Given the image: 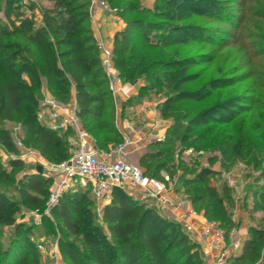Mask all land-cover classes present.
I'll return each mask as SVG.
<instances>
[{
  "label": "trees",
  "instance_id": "obj_1",
  "mask_svg": "<svg viewBox=\"0 0 264 264\" xmlns=\"http://www.w3.org/2000/svg\"><path fill=\"white\" fill-rule=\"evenodd\" d=\"M45 1L48 5L41 7V23L37 24L34 3L23 5L29 11L25 13L18 0H5L4 19L0 18V145L8 151L18 152L13 146L11 131L6 127L7 122L16 121L29 146L45 159L60 162L70 156L68 136L73 133L70 129H51L38 119L42 78L58 100H66L74 90L76 113L93 135L97 148L109 149L107 138L113 136V141L117 140L118 144L122 135L114 125L112 96L101 67V53L89 27V0ZM123 1L126 2L120 11L125 25L113 40L114 63L124 81L133 82L139 77L150 81L140 87L138 97L160 89L175 92L159 107L171 108L184 100L203 102L226 85L220 82L223 79L214 78L195 90L180 91L184 84L198 79L195 73H177L197 64L193 57L161 59L132 52L135 37L153 49H166L173 42H187L174 41V34L204 40L197 32L207 34L210 30L194 21L184 22V19L194 14L209 16L215 11L221 12L225 8L223 3L219 0H154V9H151L142 6L140 0H107L110 4ZM178 10H186L187 15ZM144 12L156 19L135 16ZM261 16L264 18V13ZM13 36L20 39L2 40ZM233 100H228V104H233ZM228 107L222 102L201 111L190 108L174 115L163 140L152 142L140 158V166L146 168L145 174L152 170L153 176L176 158L177 168L182 171L180 183L186 188L194 209L208 220L215 219V224L226 232L235 226L232 190L225 185L217 188L210 184V179L223 176L235 158L247 162L251 152L248 138L240 139V148L234 133L225 132L216 144L220 154L210 156L207 164L201 166L182 161V151L186 146L198 148L197 143L202 140L199 134L190 142L186 141L197 126L211 122L210 116L215 115L219 124L232 120L233 117L222 118ZM178 143L183 146L179 150ZM215 163L219 164V169L214 168ZM23 164L20 158L9 159L12 168L20 169ZM254 167H262L261 178L264 180V163L259 157ZM187 172L192 176L185 177ZM1 182L16 183L14 189L23 204L42 208L51 178L38 173L15 177L0 162V216L12 205L5 193L6 184ZM89 191L65 192L52 209L64 230L82 237V249L69 240L60 243L70 264H205L199 254V245L191 240L180 223L158 214L119 188L113 189L110 202L103 207L101 220L107 232L103 231L102 225L91 218L89 204L94 196L91 192V199ZM248 191L251 192L253 212L261 214V226L250 225L249 236L244 239L240 253L231 259L235 264H264V183L251 191L248 188ZM1 222L12 224L11 217L0 218ZM14 233L22 239L19 245L10 243L3 249L0 264H25L29 257L36 260L39 256L36 250L40 254L38 248H30L22 242L32 238V227L16 225Z\"/></svg>",
  "mask_w": 264,
  "mask_h": 264
},
{
  "label": "rangeland",
  "instance_id": "obj_2",
  "mask_svg": "<svg viewBox=\"0 0 264 264\" xmlns=\"http://www.w3.org/2000/svg\"><path fill=\"white\" fill-rule=\"evenodd\" d=\"M104 1L110 7L116 8L115 13L105 14L115 15L119 20H122L123 24H125V18L121 16L120 10H122L126 1L115 2L114 4H110L107 2V0ZM153 2L149 5L141 2V5L154 9V6L152 8ZM219 2L223 3L225 6L221 12L215 11L209 16L194 14L191 17L184 19V22L194 21L210 30L207 32V34L204 32H197L198 35L202 36L204 40H199L197 38L190 39L174 34V41L186 40L187 42H173L172 45L166 49H153L143 42L141 38L135 37L132 52L135 54L151 55L161 59H180L186 56L193 57L197 64L189 66L182 71L179 70L177 73H195L198 79L196 81L184 84L180 88V91L195 90L204 82L214 78L223 79V81L220 82L226 83V85H224L222 88H218L213 96L203 102L184 100L174 106H171V108L164 107L163 109H159L161 103L166 100V97L173 95L175 92H170L165 89H160L159 91L153 90L148 94H145L144 97L150 96L149 98L156 100L158 117L166 124L168 123L167 127L174 120V115L184 113L190 108H193L195 111H201L211 105H216L217 103L222 102L227 103L229 106L228 110H225L222 113V118L225 117L231 119L233 117L232 120H230L227 124H219L216 116L213 115L209 118L211 122H208V124L204 126H197L194 129L192 135L190 136L191 138H189V140L186 142H190V140H192L198 134L202 140L197 143L198 148H187L186 145L189 143L185 144L186 148L182 151V161L188 163V165H205L207 164V160L210 156L220 154L216 149V144L219 141L221 135H223L225 132L234 133L237 147L240 148V139H242L244 136L248 138L251 152L247 156V162L243 163L241 159L235 158L231 166L223 172V176H213L210 179V184L215 185L217 188L225 185L232 190V196L234 198L232 214L235 226L229 232H226L223 229L226 236L225 244L228 246L235 240L241 241L243 244L244 239L249 236L248 232L250 225L253 227L261 226V214L253 212L251 208V192L248 191V188L251 191L253 188L264 183V180L261 178L262 167H254L255 160L258 157L264 163V18L261 16L262 13H264V0H219ZM18 3L21 5V10L23 12L29 13V11H27V7L23 8L24 4L22 0H18ZM38 3L41 5V7H47L48 5L45 0H38ZM4 9L5 0H0L1 19H4ZM178 11L184 13V15H187L186 10ZM88 12L90 18L92 11L89 10V6ZM34 15L37 24H40L42 17L41 13L35 12ZM135 16L156 19L154 16H152V14L147 12L136 14ZM19 39V36H13L12 38H3L2 40L17 41ZM111 51L113 54V48ZM99 55L101 56V54ZM112 56L114 57V54ZM137 80L140 81L141 86L146 82L150 83L149 80H146L143 77H139ZM141 86L139 84V91ZM44 96L55 97L47 89L45 81L42 78L41 98L39 99V104ZM74 96V90H72L70 96L66 100L60 99L59 101L62 105L72 106L75 103ZM230 99H235L231 101L233 104H228L227 101ZM111 110L113 111V116L115 117V110L113 106L111 107ZM81 124L82 127L87 130V127H84L82 121ZM6 127L10 129L14 139L13 141L19 139L26 147L37 151L33 146H29L24 141L26 136L22 132V129L20 130V125L16 121L7 122ZM212 127H215V129ZM90 135L93 137L91 133ZM69 137L70 135L68 136V139ZM109 137L107 140L108 145H110V149L115 146L117 140L113 141V136ZM69 142L67 147L69 148L71 155L75 145ZM178 145L179 146L177 150L183 147L179 143ZM13 146L17 148L14 142ZM18 153L19 150L18 152L8 151L0 145L1 164L7 169V171L11 172L12 176L15 177H22L25 173H36L33 163L26 160H23L24 164L20 169H15L9 166V159H7V157L9 155L17 156ZM38 154L44 160L51 162L45 159L39 152ZM177 164L178 163L175 158V160L168 161L167 167L161 170V172H166L170 178L167 194H179L178 200L188 202L190 207L194 209V206L189 201V194L187 193L186 188H184L180 183L182 171L177 168ZM213 166L216 169H219L220 167L218 163L213 164ZM141 168L144 171L146 169L145 167ZM161 172L158 173V175L153 176L151 170V172H149L147 175H152L157 179H161ZM184 176L191 177L192 174L187 172ZM1 184L4 185L6 183L1 182ZM16 185V183H13L6 184L7 187L5 186V193L12 202V205H10L11 207H9L7 211L0 216V218L2 219L4 217H11L12 224L5 222L0 223V258L3 249L8 247L10 243H12V245H19V241H21L22 237H20L18 234L15 235L14 233V228L16 225H18L20 228L24 226L32 227L33 231L31 235L32 238L29 240H22V242L28 244L30 248L35 247L36 249L39 242L45 241L46 239H51L58 245L57 249L59 252V259L57 264H70V259L61 250L60 243L65 240H69L74 242L80 249H82V237L72 235L64 230L62 223L52 214V209L54 206L50 209L48 208L47 198L49 197L50 191L53 190L52 179L48 188V194L46 196L44 206L42 208H33L23 204L21 202V197L14 189ZM127 193L131 195L133 199H139L138 195L133 191H127ZM89 196L92 199V194L90 191ZM168 199L171 201L169 197ZM141 201L146 207L154 209L158 214L160 213L163 215V211H161L156 206L155 202L151 200ZM89 207L91 209L90 215L92 220L97 224H101L103 231L107 232L105 224L102 222L101 217L97 214L96 201L94 199H92ZM195 210L197 211L196 208ZM197 213L198 215H201L199 211H197ZM211 221L216 223L215 219ZM180 224L182 225L181 222ZM191 240L195 241L192 238ZM36 253L39 255L36 256V260L33 257H29L25 264H55L53 259L48 254L42 253L40 251V254H38L37 250ZM239 253L240 252H238V254ZM199 254L202 257L203 262L207 264L206 254H204L200 245ZM225 264H235V262L231 259V257H229Z\"/></svg>",
  "mask_w": 264,
  "mask_h": 264
},
{
  "label": "built area",
  "instance_id": "obj_3",
  "mask_svg": "<svg viewBox=\"0 0 264 264\" xmlns=\"http://www.w3.org/2000/svg\"><path fill=\"white\" fill-rule=\"evenodd\" d=\"M24 5L34 3L35 12H41L38 0H22ZM98 7L103 13H115L116 8L110 7L104 0H89V10ZM96 45L101 53V67L107 79V88L114 96L123 85L133 86L130 81H124L115 66L111 49L104 40L97 39ZM38 119L51 129L72 131L69 141L75 145L73 153L65 160L51 163L40 157L37 151L26 147L19 139L14 141L19 153L17 156L9 155L7 159L20 158L42 166V174L52 179L53 190L47 198L48 208L55 206L59 197L65 193H76L80 190L90 189L96 201V211L101 217L103 207L108 204L114 188L127 192L132 189L138 193L139 200L153 201L162 211L166 208H175L179 211V221L186 223L189 217L198 213L192 207L182 208L180 202L174 203L168 199L169 175L162 171V178L157 179L145 174L140 165L127 161L128 147L134 144V139L127 133L121 132L122 141L107 150H99L94 138L82 127L81 119L76 113V104L62 105L51 96H44L39 104ZM128 127L130 123L125 121ZM59 177V178H57ZM200 234L208 241L215 251L213 264H225L229 257L238 255L242 242L235 240L230 245L225 244V231L213 221L204 219ZM57 243L51 239L39 242L37 248L40 252L48 254L57 264L59 252Z\"/></svg>",
  "mask_w": 264,
  "mask_h": 264
},
{
  "label": "crops",
  "instance_id": "obj_4",
  "mask_svg": "<svg viewBox=\"0 0 264 264\" xmlns=\"http://www.w3.org/2000/svg\"><path fill=\"white\" fill-rule=\"evenodd\" d=\"M153 1L140 0V2H144L146 5L151 4ZM124 25L122 20H119L115 15H107L98 7L93 9L91 17L89 18V27L95 41L102 37V40H105L104 42L110 49L113 48L115 34L123 29ZM131 83L133 86L123 85L112 96V106L115 110L114 125L119 133H127L134 139V144L128 147L127 161L140 165V158L149 150V145L152 142L163 140L168 123L166 124L159 119L155 99L149 98L150 96L138 97L139 84L141 86L140 81L135 80ZM125 121L130 123L129 127ZM107 146L108 148L110 147V145ZM128 191L136 193L132 189ZM136 194L138 195V193ZM171 195V193L167 194L172 202H180L183 205L182 208L190 207L188 202L178 200L179 194ZM162 211L165 218L180 223L178 218L179 211L177 209L166 208ZM203 222L204 217L201 214L189 217L186 223H182V226L185 232L200 245L204 254H206V263L212 264L215 252L212 250L208 241L200 234Z\"/></svg>",
  "mask_w": 264,
  "mask_h": 264
},
{
  "label": "water",
  "instance_id": "obj_5",
  "mask_svg": "<svg viewBox=\"0 0 264 264\" xmlns=\"http://www.w3.org/2000/svg\"><path fill=\"white\" fill-rule=\"evenodd\" d=\"M36 173L42 174V166L41 165L36 166Z\"/></svg>",
  "mask_w": 264,
  "mask_h": 264
}]
</instances>
